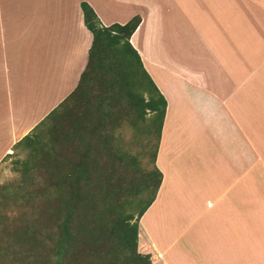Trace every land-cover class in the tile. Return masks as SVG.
<instances>
[{
  "label": "crops",
  "instance_id": "0c3cea01",
  "mask_svg": "<svg viewBox=\"0 0 264 264\" xmlns=\"http://www.w3.org/2000/svg\"><path fill=\"white\" fill-rule=\"evenodd\" d=\"M117 1L0 0V167L77 86L92 44L81 3L104 27L138 16L130 44L165 100L140 250L264 264V0Z\"/></svg>",
  "mask_w": 264,
  "mask_h": 264
},
{
  "label": "trees",
  "instance_id": "16d2710c",
  "mask_svg": "<svg viewBox=\"0 0 264 264\" xmlns=\"http://www.w3.org/2000/svg\"><path fill=\"white\" fill-rule=\"evenodd\" d=\"M81 10L92 44L77 86L16 144L26 155L13 162L17 177L0 184V264L154 260L140 250L139 221L162 179L155 158L165 100L130 44L140 17L104 27L87 3ZM125 126L144 139L136 155L117 141Z\"/></svg>",
  "mask_w": 264,
  "mask_h": 264
},
{
  "label": "rangeland",
  "instance_id": "374dc122",
  "mask_svg": "<svg viewBox=\"0 0 264 264\" xmlns=\"http://www.w3.org/2000/svg\"><path fill=\"white\" fill-rule=\"evenodd\" d=\"M149 1H148V3H151V2L153 3L154 2L153 0H149ZM155 1L157 2V0H155ZM125 3H127V2L119 0V1L115 2L114 7L116 8V10H120V8L125 7ZM153 5H155V4L153 3L152 6ZM192 7H193V5H192ZM188 8H190V7H188ZM192 10L193 9H191V8L187 9L188 12H192ZM236 12H242L241 8H239V7L236 8ZM146 85H147L148 88H151V85L149 83H147ZM153 96L157 100V96L154 93H153ZM150 116H151L150 114L147 115V117H150ZM152 118L153 117L149 118V123H148V124L151 125V127H150L151 129H153V127L156 126L155 124L153 126V124L150 123ZM151 122H153V121H151ZM153 123H155V122H153ZM122 130L123 131H121L120 134L116 133V135H119V138H120L119 140H117L118 143L123 145L125 148H127L129 150V154L130 155H136L142 149V147L139 146L141 144V143H139V139L142 140L141 142H143L144 139L142 137H139V136L135 137L134 134L132 133L134 130H132V128H130V127L128 128V127L125 126L124 129H122ZM134 142H135V144H133ZM150 142H151V145H153L154 143L157 142V138L155 136H152ZM25 155H26V151L18 149V151H16L12 155L11 158H6L3 161L2 166L0 167V184L6 183V182H10V181L14 180L17 177L15 172H13V170H12L13 162L16 161V160H19L21 158H24ZM142 165L145 166V167L148 166L147 168H151L152 167L151 157L149 155H146V156L143 157Z\"/></svg>",
  "mask_w": 264,
  "mask_h": 264
}]
</instances>
